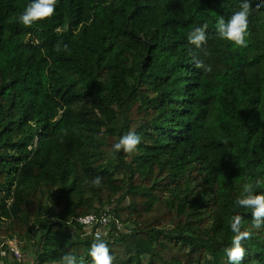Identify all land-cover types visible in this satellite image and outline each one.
I'll use <instances>...</instances> for the list:
<instances>
[{
	"label": "trees",
	"instance_id": "16d2710c",
	"mask_svg": "<svg viewBox=\"0 0 264 264\" xmlns=\"http://www.w3.org/2000/svg\"><path fill=\"white\" fill-rule=\"evenodd\" d=\"M238 2L58 0L26 27L27 0H0V252H31L0 264H90L73 219L105 208L122 224L102 239L112 264H228L236 214L241 264H264V228L233 205L245 177L264 181V8L251 0L244 47L213 28ZM128 131L136 150L113 155Z\"/></svg>",
	"mask_w": 264,
	"mask_h": 264
},
{
	"label": "clouds",
	"instance_id": "9594fccd",
	"mask_svg": "<svg viewBox=\"0 0 264 264\" xmlns=\"http://www.w3.org/2000/svg\"><path fill=\"white\" fill-rule=\"evenodd\" d=\"M58 0H27L22 12L18 16V22L26 27L50 18L54 15ZM256 8H264V0H256ZM253 11L251 0H239L237 6L225 19L217 16L213 28L215 36L222 40L230 42L236 47L247 45V35L249 32V17ZM207 23L198 25L188 34V41L199 47L207 40ZM196 67L210 71V68L201 61L196 62ZM140 136L135 131H128L119 136L117 141L111 145L112 154L120 150L125 153H132L140 143ZM264 182L260 177H245L240 186L239 194L234 197L233 205L235 208L250 210L252 224L255 228H264V191L258 190L261 183ZM93 186L101 184V177L95 176L91 180ZM241 215H233L229 225L233 233L230 244L225 249L228 264H241L245 255V247L242 241L250 235L248 231L241 230ZM90 264H112L113 257L109 246L104 240H96L91 243L88 251ZM59 264H83L82 259L71 252H63L59 256Z\"/></svg>",
	"mask_w": 264,
	"mask_h": 264
},
{
	"label": "built area",
	"instance_id": "2783aa9c",
	"mask_svg": "<svg viewBox=\"0 0 264 264\" xmlns=\"http://www.w3.org/2000/svg\"><path fill=\"white\" fill-rule=\"evenodd\" d=\"M73 222L83 229L85 235L91 236L94 240L107 238L112 228L115 229L112 232L122 230V224L109 212L108 208L102 209L97 213L76 217ZM1 246L2 244L0 248ZM7 250L8 252L6 250L1 251L0 256L4 257L10 254L15 261H21V252L15 245L7 248Z\"/></svg>",
	"mask_w": 264,
	"mask_h": 264
},
{
	"label": "rangeland",
	"instance_id": "374dc122",
	"mask_svg": "<svg viewBox=\"0 0 264 264\" xmlns=\"http://www.w3.org/2000/svg\"><path fill=\"white\" fill-rule=\"evenodd\" d=\"M6 242H7L6 245L8 246V248H10L11 246L15 245L16 248H18L20 250L21 255H22V258H21V261H20L21 263L24 262L25 260L27 261L29 258H31V252L22 250L20 244L15 239H14V241L8 240ZM7 258L9 260H11V261L13 260V258L11 257L10 254L7 255Z\"/></svg>",
	"mask_w": 264,
	"mask_h": 264
}]
</instances>
